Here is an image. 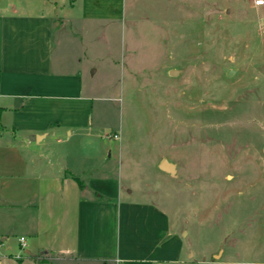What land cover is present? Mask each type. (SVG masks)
<instances>
[{
  "label": "rangeland",
  "instance_id": "obj_1",
  "mask_svg": "<svg viewBox=\"0 0 264 264\" xmlns=\"http://www.w3.org/2000/svg\"><path fill=\"white\" fill-rule=\"evenodd\" d=\"M256 1L69 0L67 8L100 17L76 33L88 101L65 102L60 128L53 124L41 149L22 151L55 164L70 157L85 182L95 172L107 185L103 199L157 209L186 264H264V5ZM0 141L23 146L7 123ZM0 157L10 167L11 152Z\"/></svg>",
  "mask_w": 264,
  "mask_h": 264
},
{
  "label": "crops",
  "instance_id": "obj_2",
  "mask_svg": "<svg viewBox=\"0 0 264 264\" xmlns=\"http://www.w3.org/2000/svg\"><path fill=\"white\" fill-rule=\"evenodd\" d=\"M68 1L16 0L14 10L0 8V123L23 145L0 141V153L13 158L8 168L0 161V264H186L181 240L157 209L103 199L107 185L102 190L95 172L85 182L87 171L70 169V157L55 164L48 153L22 151L41 149L53 124L60 128L56 113H70L65 102L88 101L78 36L84 21L100 17L75 12ZM38 112L46 124L38 125Z\"/></svg>",
  "mask_w": 264,
  "mask_h": 264
},
{
  "label": "water",
  "instance_id": "obj_3",
  "mask_svg": "<svg viewBox=\"0 0 264 264\" xmlns=\"http://www.w3.org/2000/svg\"><path fill=\"white\" fill-rule=\"evenodd\" d=\"M263 150H264V148H263ZM160 169L165 171V172H167V173H169V174H171V175L174 174V172H175V166H173L172 164L167 163V161H162L160 163Z\"/></svg>",
  "mask_w": 264,
  "mask_h": 264
},
{
  "label": "built area",
  "instance_id": "obj_4",
  "mask_svg": "<svg viewBox=\"0 0 264 264\" xmlns=\"http://www.w3.org/2000/svg\"><path fill=\"white\" fill-rule=\"evenodd\" d=\"M255 5L256 6H263L264 5V1L263 0H257L256 2H255ZM20 242L23 244V249H24V247H25V242H26V239L25 238H21L20 239ZM1 245H0V251H1Z\"/></svg>",
  "mask_w": 264,
  "mask_h": 264
}]
</instances>
